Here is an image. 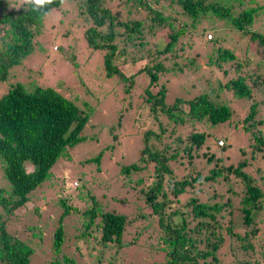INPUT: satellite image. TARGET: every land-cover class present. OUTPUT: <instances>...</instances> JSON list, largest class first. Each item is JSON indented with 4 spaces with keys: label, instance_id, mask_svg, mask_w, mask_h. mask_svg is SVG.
<instances>
[{
    "label": "trees",
    "instance_id": "obj_1",
    "mask_svg": "<svg viewBox=\"0 0 264 264\" xmlns=\"http://www.w3.org/2000/svg\"><path fill=\"white\" fill-rule=\"evenodd\" d=\"M110 1L53 0L40 9L23 2L14 10L0 8V84L8 85L0 96V264H134L125 259L130 246L146 252L147 262L152 264H220V249L226 240L234 238L242 249L254 250L251 238L259 232L257 219L264 209V169L256 168L255 173L249 170L256 155H264V120L259 116L264 96L258 99L264 95V59L254 62L247 56L248 47L243 59L239 58L233 49L221 45L216 26L221 22L248 45L257 43L264 48V30L257 25L264 15V5L257 0H117L115 8ZM64 2L74 6V18H79L84 28L89 49L103 51L106 77L128 84L124 86L126 93L134 87L135 75L144 74L148 79L140 104L146 124L144 148L135 162L120 168L124 175L120 184L130 187L140 201L135 211L150 215L142 212L136 214L139 218L130 219L105 210L82 180L64 197H46L55 193L50 182L53 167L60 159L70 158L69 150L84 140L94 107L80 105L66 87L60 91L10 83L9 79L12 68L34 52L47 14L61 9ZM204 22L211 24L214 37L206 34L207 28L197 33ZM194 36H203V42L212 46L206 56L209 66L233 73L223 89L249 103L242 127L249 134V150L241 149L243 159L236 165L220 168L221 161L214 152L202 151L207 141L215 138L211 129L230 121L229 102L216 92H204L167 105V87L161 84L157 88L160 75L168 72L166 60L174 61L180 51L192 47ZM142 60L145 64L134 75L128 76L123 70L125 65ZM195 61L190 63L194 65ZM130 104L133 106V101ZM183 125H190L192 130L186 138L176 132ZM199 125L204 129L197 128ZM215 139L216 147L224 150L226 138ZM202 157L214 165L206 174L196 166ZM99 159L100 155L94 161ZM186 160L189 172L178 179L173 163ZM45 185L51 189L40 194ZM186 195L189 197L182 203ZM41 197L47 199H43L47 205L55 202L64 211L57 218L48 252L43 248L41 232H35L37 225H23L14 232L10 228V222L16 221L18 212L29 203L38 213L37 200ZM87 202L91 205L83 212L88 219L85 232L69 239L74 243L67 242L62 222L71 210L78 211ZM237 209L238 219H231ZM146 217L151 218V228L146 225L129 236L135 219ZM241 225L243 232L237 230ZM91 229L94 234H87ZM91 236L94 242H77Z\"/></svg>",
    "mask_w": 264,
    "mask_h": 264
},
{
    "label": "rangeland",
    "instance_id": "obj_2",
    "mask_svg": "<svg viewBox=\"0 0 264 264\" xmlns=\"http://www.w3.org/2000/svg\"><path fill=\"white\" fill-rule=\"evenodd\" d=\"M21 3L22 0H0V8L5 6L4 8L7 10H14ZM256 3L264 5V0H257ZM117 4H119L117 0H113L111 3L115 8ZM171 10L173 12V7ZM169 12L166 10L165 14H169ZM75 15L74 6L68 2H64L61 9L52 10L47 14L42 34L36 38L34 52L28 55L20 65L12 68L9 82H21L27 86L52 87L60 91L66 87L69 89L67 93L75 95L80 105L87 103L94 107L84 129V140L69 150L70 158L60 159L53 167L50 182L55 186V193H57L51 192V195L48 194L46 197L53 200L64 197L69 194V190L77 188L81 184L79 180H82L93 190L92 194L103 204L105 210L128 215L130 219L139 218L143 211L135 210L140 206V201L137 200V196L133 194L130 187L121 186L120 183L124 175L122 176L120 168L135 162L144 148L142 136L146 131V124L145 117L141 116L143 110L140 104L143 103L146 96L144 90L148 85V79L144 74L135 75L134 87L130 93H126L124 86L128 84L120 83V79L117 81L116 78L106 77L103 67L104 53L102 50L89 49L83 34L84 28L79 24V18H74ZM259 24H261V30H264V15L257 23V25ZM216 27L217 31H220L218 36L222 37L221 45L233 49L239 58L243 59V52L248 47L247 56L254 62L264 59L263 47L257 43L248 45L245 40L240 39L236 32L224 27L221 22H218ZM202 28L208 29L207 35L216 34L211 30L209 22L200 24L197 33L200 34ZM0 34L2 33L0 32ZM190 41L192 47H186L180 51L177 59L166 60L165 65L168 72L160 75L157 88L161 84L167 87V105H171L178 98H193L204 92H216L223 101L229 102L232 108L230 121L211 129L215 138L218 137L219 140L226 138V148L218 149L215 145L216 139L211 138L202 151L214 152L221 161L220 168L236 165L243 159L241 149L249 150V134L242 130L243 119L249 111V103L235 99L230 92L223 89L233 73H224L208 65L206 56L212 46L203 42V36H194ZM192 59L196 60L194 65L190 63ZM145 62L142 60L135 65H125L123 70L128 76L134 75ZM176 62L177 65H174ZM6 84L7 82L0 84V96L7 91L8 85ZM156 90L155 88L154 91ZM263 96V94L260 95L259 101L263 99ZM132 101L133 106L130 104ZM259 116L264 120V104L261 106ZM197 128L204 129L201 128V125ZM191 131L190 125L179 126L176 130L182 138H186ZM207 147H209L208 150ZM98 155H100L99 161H94ZM212 164L206 163V157L196 161V166L203 171V174L207 173L208 167H214ZM256 168L264 169L263 154L256 155L249 171L255 173ZM172 169L175 170L177 178L181 179L183 174L189 172V162L186 160L183 164L173 163ZM142 174L144 178L147 177L146 173L142 172ZM138 176L136 175L133 182L137 180ZM64 179L66 183L63 185ZM0 182H2L1 176ZM45 186L41 189L40 194H44V190L51 189L47 185ZM61 188H63L62 195L58 194ZM188 197L189 195H186L181 199L182 203ZM43 199L45 198L41 197L37 200L39 202L38 213L34 210L35 206L32 207V204L29 203L18 212L17 220L10 222V228L14 232L15 229L21 228L23 225H37L35 232H41L43 248L48 252L53 242V233L58 226L57 218L64 211L55 202L50 201V204L47 205L45 201L47 199ZM72 202V205L76 206L75 202ZM52 205H56V208ZM90 205V202L82 203L81 209L71 210L63 220L62 226L67 242L74 243V240L69 241V239H74L85 232L84 223L88 219L83 212ZM237 210L234 211L231 219H238L240 211ZM26 211L27 213L31 212L24 214ZM138 213L140 214L136 216ZM143 213L150 215L149 212ZM150 219V217L135 219L129 236H133L136 230L138 231L146 225L151 228ZM257 222L259 232L254 238H251L254 250L242 249L235 238L232 241L228 239L220 249V264H242L246 261L248 264H264V209ZM241 227L242 225L237 227L239 232L244 231V228ZM87 234L94 233L91 229ZM84 239L94 242L92 236L81 238L77 242L83 243ZM92 244L94 243L89 244V247H92ZM73 247L74 245L71 248ZM136 249L134 246L128 247L125 259L133 261L134 264H152V261L147 262L148 254L146 252H138ZM46 254L48 255V253ZM257 256L258 259H256ZM156 261L158 260L156 259Z\"/></svg>",
    "mask_w": 264,
    "mask_h": 264
},
{
    "label": "clouds",
    "instance_id": "obj_3",
    "mask_svg": "<svg viewBox=\"0 0 264 264\" xmlns=\"http://www.w3.org/2000/svg\"><path fill=\"white\" fill-rule=\"evenodd\" d=\"M22 2L29 5H34L36 9H40L48 4H51L53 0H22Z\"/></svg>",
    "mask_w": 264,
    "mask_h": 264
},
{
    "label": "built area",
    "instance_id": "obj_4",
    "mask_svg": "<svg viewBox=\"0 0 264 264\" xmlns=\"http://www.w3.org/2000/svg\"><path fill=\"white\" fill-rule=\"evenodd\" d=\"M208 37H210V36H208ZM218 144H219V145H222V141H220Z\"/></svg>",
    "mask_w": 264,
    "mask_h": 264
}]
</instances>
